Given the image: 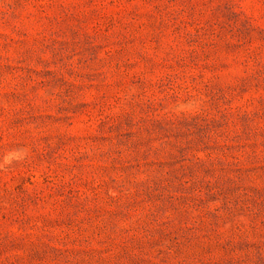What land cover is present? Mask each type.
Returning <instances> with one entry per match:
<instances>
[{"label":"rangeland","instance_id":"1","mask_svg":"<svg viewBox=\"0 0 264 264\" xmlns=\"http://www.w3.org/2000/svg\"><path fill=\"white\" fill-rule=\"evenodd\" d=\"M0 164V264H264V0H0Z\"/></svg>","mask_w":264,"mask_h":264},{"label":"clouds","instance_id":"2","mask_svg":"<svg viewBox=\"0 0 264 264\" xmlns=\"http://www.w3.org/2000/svg\"><path fill=\"white\" fill-rule=\"evenodd\" d=\"M14 158H19V157L15 153H8V154L5 155L3 163L4 164H8ZM0 167H3V165L0 164Z\"/></svg>","mask_w":264,"mask_h":264}]
</instances>
